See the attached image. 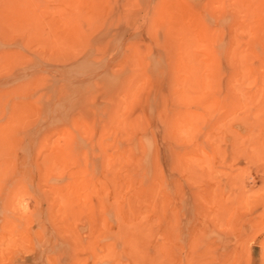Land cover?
Here are the masks:
<instances>
[{
    "label": "rangeland",
    "instance_id": "rangeland-1",
    "mask_svg": "<svg viewBox=\"0 0 264 264\" xmlns=\"http://www.w3.org/2000/svg\"><path fill=\"white\" fill-rule=\"evenodd\" d=\"M0 264H264V0H0Z\"/></svg>",
    "mask_w": 264,
    "mask_h": 264
}]
</instances>
